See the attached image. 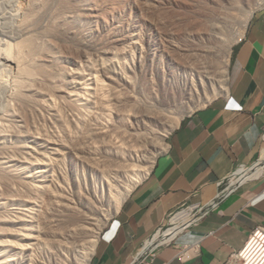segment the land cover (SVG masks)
I'll use <instances>...</instances> for the list:
<instances>
[{"label": "rangeland", "instance_id": "374dc122", "mask_svg": "<svg viewBox=\"0 0 264 264\" xmlns=\"http://www.w3.org/2000/svg\"><path fill=\"white\" fill-rule=\"evenodd\" d=\"M218 1L35 0L31 6L32 21H25L26 0H0V169L4 168L0 172V215L10 218L13 210L22 206L18 201L22 194L26 198L35 194L32 178L23 172L20 177L7 176L9 165L15 164L13 158L27 160L29 157L26 153L18 156L20 143H32L40 152L48 149L39 136L53 138L61 130L60 125L74 121L82 104H88L85 121L89 124L79 125L74 133L79 138L88 128L93 132V129L100 131L102 125H111L109 129H102L110 131L105 137L100 135L95 140L101 150H106L99 167L114 176L117 190L123 191L128 184L127 172L148 166L151 156L161 150L159 143L167 146L182 118L203 105L188 110L221 85L226 61L229 69L233 50L245 32L242 30L244 19L264 4L263 0H237L231 6L224 0ZM30 38L38 45L36 59L43 63V73H47L35 78L23 74V68L32 63L31 58L10 64L5 56V51L16 42ZM227 49L231 50L230 56ZM11 51L16 57L27 54L22 47ZM98 74L105 82L103 94L94 90L91 79ZM41 79H51L53 84L49 87ZM84 83H88L85 93ZM20 85L24 86L21 87L24 96ZM80 93L85 94L86 103L77 96ZM99 106L105 109L100 110ZM94 114H98L95 122ZM57 117L64 121L60 122ZM77 141L69 142L68 148L74 147ZM115 142L122 144L121 152H117ZM64 165L67 174L72 171L75 176H82L83 184L79 185L82 188L100 187L98 167L89 173L76 162L68 160ZM18 168L24 171L20 164ZM79 186L72 185V188ZM98 204L101 211L110 207L106 196ZM94 217H98L95 228L104 220L101 215ZM4 236L2 232L0 240ZM92 238L90 235L88 240ZM243 263L237 260L230 264Z\"/></svg>", "mask_w": 264, "mask_h": 264}, {"label": "crops", "instance_id": "0c3cea01", "mask_svg": "<svg viewBox=\"0 0 264 264\" xmlns=\"http://www.w3.org/2000/svg\"><path fill=\"white\" fill-rule=\"evenodd\" d=\"M263 150L264 4L233 50L228 91L182 118L150 173L108 220L89 264H131L176 211L198 207L194 223L156 247L153 264H228L264 225V173L218 197L220 183L254 165Z\"/></svg>", "mask_w": 264, "mask_h": 264}, {"label": "bare ground", "instance_id": "6f19581e", "mask_svg": "<svg viewBox=\"0 0 264 264\" xmlns=\"http://www.w3.org/2000/svg\"><path fill=\"white\" fill-rule=\"evenodd\" d=\"M146 1L148 0H145V2ZM219 1L222 2L221 0ZM225 1L231 6H235L237 3V0H224V2ZM34 2L35 0H26L25 2L26 7L28 8V12L25 15L26 18H24L25 21H32V17L34 13L32 12L33 10L31 6L32 4H34ZM252 14H253V10L252 12H250V14L249 13L247 14L248 16L246 17L248 18L244 19L245 22L243 23V27H242L243 29L241 28L243 32L246 30L248 21L252 16ZM4 33L11 34L8 31H5ZM7 47L9 48V45ZM11 47L26 48L27 54L26 56L16 57L12 54L11 49L13 48H9L8 51H5L6 53L5 56L7 58L6 60H8L10 64H15V63L20 64V62H22L25 58H29V59L31 58L32 63L29 64L28 62L29 59H28L27 62L29 65L26 64L27 66L23 68V74H25V76L27 75L29 78H35L36 75L38 77L43 73L42 66L44 65L41 61L38 60V58L36 59V54L38 53V45L35 43V39L33 40V38H30L22 42H16L14 46ZM227 50H228L227 56H230L231 50L230 49ZM228 78H229V69H228V62L226 61L225 70L223 71L221 78V85L216 88L214 87V90L211 94H207L203 99L199 101V104H197V106H192L188 110V112L192 111L194 108L198 107L199 105H205L206 102L208 103L214 97H217L222 93H226L228 91ZM91 79L93 80L94 90H96L99 94H103L105 88L104 85L105 82L102 80V77H100L98 74L93 76V78ZM41 80L43 81L42 83H44L47 86L49 85L51 86L53 84L51 79L50 80L41 79ZM33 81L35 82L36 80ZM38 81L40 82V80H37V82ZM23 82L25 83L27 81H23ZM87 86L88 83L83 84L84 93L88 89ZM21 87L24 86L20 85V91L22 90ZM32 88L31 90L34 91ZM22 92L23 91H21L20 93L23 94ZM77 96H79V98L82 101L87 100L85 94L83 95L80 93ZM101 103L103 102L101 101ZM87 105L88 104L85 105L82 104L81 106L78 105L79 107L77 108V113H76V117L74 118V121L72 120L73 121L72 122L70 120L72 123L70 121H67V123H64V125H60L61 130L57 131L56 134L53 135L54 136L53 138L51 137L48 138V136L47 137L39 136L40 140L43 141L44 145H46L48 149L44 148L45 150L44 151L41 150L40 152L37 150V146L32 143L31 144H25L23 142L20 143L21 145H19L18 156H20L19 154L21 153H26L29 155V157L27 160H22L19 157L13 158L15 164L9 165L7 176L11 178L12 177L15 178L17 176L20 177L21 173L23 172V174H26V177L32 178L34 184L33 186L35 187V191H34L35 194L32 197L26 198L24 193L26 188H24L25 189L23 190L24 194H22L20 198L18 196L19 198L18 201L21 203L22 206L20 207L17 206L19 208H17V210H13L14 214L11 213L13 216L10 215L11 216L10 218H4L5 214L0 215V235L2 234V232H4L5 235L4 236L5 239L0 240V264H89L93 254L95 253L97 244L99 242L100 233L104 228V226L107 224L108 220L119 210L123 201L127 198V196L132 191V189L139 182H141V180L151 171L158 154L166 149L167 146L165 145L160 146L162 144L159 143L160 144L159 149L161 148V150L160 151L157 150V152L153 154V156H151L149 160V162L151 163L148 164V166H144L143 168L130 169L132 172L130 173L127 172L128 173L127 186L123 189V191L117 190L118 184L114 181V176H111L109 172L99 167L100 162L102 164L103 161L101 157L104 156L106 150L105 151L101 150V148H99L100 144L99 146L96 145V141H95L96 137H100V135H102V137H105L110 132L107 129L111 128V125H106V124L102 125L103 128H107L105 130H102L103 128L100 131L98 130L95 131L96 129L95 130L91 129L93 132H90V129L88 128V130L83 132V135L81 133L82 136L79 138L76 137L77 135H75L76 133H74V130L79 125H82L84 122H87L85 121V119L87 118L85 114V109L87 108ZM101 106H99L98 108L100 109ZM103 107H106V105ZM102 109L105 108H101L100 110ZM97 116L98 114H94L92 119L96 120ZM151 117L157 118L158 116H151ZM57 118H60L59 120L60 122L64 121L62 117H57ZM87 124H89V122H87ZM176 125L177 124L175 123L174 126ZM152 130L153 129L151 128V131ZM62 133L63 136L61 135ZM93 136L94 138L90 141V139ZM36 138H35L36 141H38L39 138L38 137ZM74 140L75 142L76 140H78L77 144L74 147L68 148L69 146L68 143L73 142ZM114 145H116L115 147L118 150L117 152H119L121 150L120 148H122V144H118V142L117 143L115 142ZM30 155L32 157H30ZM127 157L128 156H126V158ZM68 160L72 162H76L77 164H79V167L81 165L89 173H93L98 167L99 172L97 174H99L101 180L100 187H96L94 190H90L88 188H82L81 186H79L83 184L84 179L82 178V176L80 174L75 176L74 172L72 171H70L69 174H67V172L64 170L65 167L64 164H66ZM11 161L12 159L8 162ZM19 164L20 167L24 169V171H21V169L18 168ZM1 169L0 172L3 173ZM120 170L122 169L120 168ZM263 173H264V150L261 157V163L256 168H254V170L251 172L249 176L257 177V176H261ZM3 176H5V174ZM7 176H5V178H7ZM72 185L79 187L73 189ZM40 195H41L40 199L37 198ZM105 196L109 201L110 207L105 211H101V207L99 206L98 203ZM3 205L6 207L5 204ZM95 215L103 216V220H104V221L102 220L103 223L100 224V226L97 225L95 227L96 229L94 228V225H96L95 218L98 217H94ZM178 218L179 216L175 217L173 221L174 222L177 221ZM15 226L17 227L13 229L12 227ZM90 235L93 238L88 240V237Z\"/></svg>", "mask_w": 264, "mask_h": 264}, {"label": "built area", "instance_id": "2783aa9c", "mask_svg": "<svg viewBox=\"0 0 264 264\" xmlns=\"http://www.w3.org/2000/svg\"><path fill=\"white\" fill-rule=\"evenodd\" d=\"M260 163L261 159L250 167L241 166L237 171L222 180L220 183L222 189L218 193V197L231 192L237 183L253 178L249 175ZM200 211H202L201 207H198L195 211H188L186 208L176 211L169 219L170 224L158 229L131 264H153L152 260L155 256L156 247L158 245L169 244L180 231L196 221L201 214L198 215ZM177 216L179 218L174 222L173 219ZM237 260H243V264H264V225L257 226L252 231L243 248L233 255L228 264Z\"/></svg>", "mask_w": 264, "mask_h": 264}]
</instances>
